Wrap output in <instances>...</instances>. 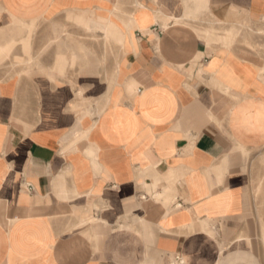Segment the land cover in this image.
Returning <instances> with one entry per match:
<instances>
[{"label":"crops","instance_id":"1","mask_svg":"<svg viewBox=\"0 0 264 264\" xmlns=\"http://www.w3.org/2000/svg\"><path fill=\"white\" fill-rule=\"evenodd\" d=\"M0 73V264H262L264 0H0Z\"/></svg>","mask_w":264,"mask_h":264},{"label":"rangeland","instance_id":"2","mask_svg":"<svg viewBox=\"0 0 264 264\" xmlns=\"http://www.w3.org/2000/svg\"><path fill=\"white\" fill-rule=\"evenodd\" d=\"M66 23L62 24L61 28L58 29L61 34L67 36L68 29L65 26ZM55 25L53 27L52 20L50 19H40L31 24H27L26 26V35L28 44L31 45V49L29 51H24L23 58H27L28 61H22L21 64L23 66H28V68L34 67L35 61L31 59L34 52V42L38 36H42L43 45H42V57L52 50L53 48H57L59 38L56 37L57 32ZM52 29V30H51ZM63 32V33H62ZM107 37V36H106ZM52 38V39H51ZM26 43V42H23ZM107 48V47H105ZM115 48L111 47L109 51L108 58L102 65H109L110 61L116 57ZM31 56V57H30ZM11 58L10 55L7 56V59ZM13 64V62H12ZM74 65V64H73ZM68 65V69L71 70L77 69V66ZM76 65V64H75ZM47 68L43 67L45 71ZM67 69V68H66ZM4 74V73H0ZM6 74V73H5ZM13 74V73H11ZM25 74V73H24ZM28 74V73H26ZM44 74H52V73H44ZM59 75L61 77H65L71 79L72 77H78L82 73H54L53 75ZM92 75H98L103 73H90ZM9 75V73H7ZM256 154V155H255ZM251 159V186H252V207L250 209L249 220H247L246 224L254 231V237L250 239L251 247L255 250L258 256L261 257L262 264H264V149H259L255 152H251L249 154V160Z\"/></svg>","mask_w":264,"mask_h":264},{"label":"built area","instance_id":"3","mask_svg":"<svg viewBox=\"0 0 264 264\" xmlns=\"http://www.w3.org/2000/svg\"><path fill=\"white\" fill-rule=\"evenodd\" d=\"M177 264H184V261L182 259L178 258Z\"/></svg>","mask_w":264,"mask_h":264}]
</instances>
